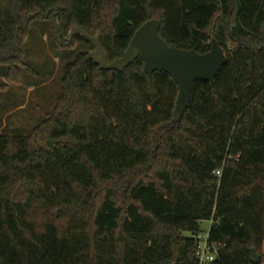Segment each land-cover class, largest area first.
Here are the masks:
<instances>
[{"label":"trees","instance_id":"trees-1","mask_svg":"<svg viewBox=\"0 0 264 264\" xmlns=\"http://www.w3.org/2000/svg\"><path fill=\"white\" fill-rule=\"evenodd\" d=\"M157 19L169 46L227 63L192 84L177 122L171 76L101 70L89 52L63 70L51 112L27 135L0 133V264H264V0H0V66L19 83L33 23L58 45L84 43L109 61ZM8 84H1L0 91ZM219 172V174H218ZM188 233L189 236L184 234Z\"/></svg>","mask_w":264,"mask_h":264},{"label":"rangeland","instance_id":"rangeland-1","mask_svg":"<svg viewBox=\"0 0 264 264\" xmlns=\"http://www.w3.org/2000/svg\"><path fill=\"white\" fill-rule=\"evenodd\" d=\"M55 38L54 25L49 20L32 24L25 44V61L32 72L19 67V83H7L5 69L0 66V85L8 84L7 89L0 91V133L29 134L54 107L64 67L80 53L93 51L84 43L63 46L60 42L59 46ZM210 225V221L200 223L204 238Z\"/></svg>","mask_w":264,"mask_h":264},{"label":"water","instance_id":"water-1","mask_svg":"<svg viewBox=\"0 0 264 264\" xmlns=\"http://www.w3.org/2000/svg\"><path fill=\"white\" fill-rule=\"evenodd\" d=\"M161 23L157 19L146 21L134 33L127 49L121 57L109 61L100 46V36L91 37L80 28L74 29L70 39L80 34L93 47L90 58L101 70L123 72L136 59L141 58L144 72L151 76L153 72H165L171 76L178 87V96L174 108L177 122L181 121L190 104L192 84L203 80L214 87L215 78L227 63V55L219 42L212 40L210 49L203 54L192 49H180L169 46L159 35ZM254 262L259 263V256L251 249Z\"/></svg>","mask_w":264,"mask_h":264},{"label":"built area","instance_id":"built-area-1","mask_svg":"<svg viewBox=\"0 0 264 264\" xmlns=\"http://www.w3.org/2000/svg\"><path fill=\"white\" fill-rule=\"evenodd\" d=\"M210 223L212 224L211 221ZM216 254H217L216 247L214 245L209 244L208 242V233H207L206 238L199 235L197 237V251H196L199 264L212 263L216 258Z\"/></svg>","mask_w":264,"mask_h":264}]
</instances>
